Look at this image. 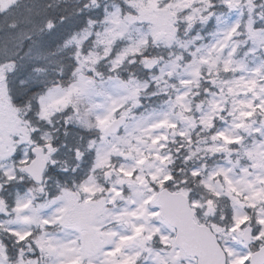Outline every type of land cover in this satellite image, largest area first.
I'll list each match as a JSON object with an SVG mask.
<instances>
[{"label":"snow or ice","instance_id":"1","mask_svg":"<svg viewBox=\"0 0 264 264\" xmlns=\"http://www.w3.org/2000/svg\"><path fill=\"white\" fill-rule=\"evenodd\" d=\"M72 15L77 30L92 29L77 42L88 61L83 75H76L81 68L74 55L52 82L67 89L58 100L48 96L49 86L29 87L25 76L10 84L27 88L25 97L35 95L24 116L27 133H8L12 149L0 151V264H264V199L245 203L248 194L234 186L243 206L239 220L235 209L220 214L219 193L202 203L189 199L197 221L213 234L216 254L209 256L192 249L183 224L169 218L165 198L190 177L202 179L197 168L185 177L170 169L173 153L165 149L171 143L180 144L177 153L184 147L185 132L178 141L168 133L181 128V114L200 120L205 106L211 122L196 128L207 132L209 149L216 146L212 155H224L226 148L239 162L237 178L246 173L253 188L264 189V0H78ZM66 22L71 29V21L59 17L60 25ZM67 78L68 84L58 85ZM230 96L242 111L232 110ZM124 113L125 123L143 121L148 140L159 147L146 153L150 167L138 159L131 171L110 156L107 169L124 182L97 179L96 187L89 181L101 171L95 167L97 146L112 139L105 126ZM115 132L123 135V125ZM187 142L196 143L192 136ZM38 157L45 158L43 168ZM65 159L75 164L64 167ZM142 171L147 184L134 191L129 181ZM212 179L233 183L223 171ZM100 200L111 215L94 225L100 236L109 235L97 248L87 242L81 215ZM212 204L215 211L202 219Z\"/></svg>","mask_w":264,"mask_h":264},{"label":"rangeland","instance_id":"2","mask_svg":"<svg viewBox=\"0 0 264 264\" xmlns=\"http://www.w3.org/2000/svg\"><path fill=\"white\" fill-rule=\"evenodd\" d=\"M12 2H14V0H0V5L2 9H7ZM49 24L47 25V28H50ZM91 30V27H89L86 30L70 37V43L68 41V44L77 45L78 41L82 44L84 37L89 35ZM3 41H7V39L0 38V44ZM21 44L22 42L19 41L15 50H12V52L10 49L7 50V55L2 59L0 58V133H2V135H0V151H3L4 154H7L12 149L11 136L8 133L26 134L29 128L27 123L24 121V116L30 111L31 104L30 107L29 104H26L25 110L15 106L16 97H14L13 93L17 88L10 86L11 82H14L16 78L20 76L21 67H23V65H16L11 61L13 55H18L19 46ZM1 55L2 54H0V57L3 56ZM7 57L9 58L6 60ZM30 58H28V56H23V60L26 59L27 61H30ZM95 58V55H92L89 57V60H94ZM77 59L80 63L81 71L77 72L76 75L80 77L83 75V70L88 67V61H86L83 56L79 55V53ZM69 82L70 78L66 82H62L60 84H68ZM81 84H83V81H79L75 86L80 87ZM66 91L67 89L62 86H54L50 88L48 96L54 97L58 100L66 93ZM229 99L232 103L233 111H235L238 107L241 108V111L243 110L242 105L234 96H230ZM43 107L49 112L51 111L47 104H44ZM205 112L207 114H201L200 120H194L191 116L185 118L184 115L181 114L180 118L184 119V123L181 128L168 133L169 138L172 141L179 140L178 133L180 131L186 133V136L183 138L184 147L180 149L178 153L176 150L180 147L179 143H171L169 147L165 149V154H167L168 151L173 153L169 159V167L172 170H181L179 172L181 177L187 176L193 168H197L202 179L197 181L194 177H190V183L181 187L178 192L185 193L189 198L195 199L197 203L205 201L209 194L215 195L216 193H219L222 197V200L220 201V214L223 215L230 212L231 209H235V215L239 220L244 215L243 206L239 203L238 198L233 195V187L235 186V188L241 192L248 194L249 200L245 201V203H251L255 200L264 199V189L253 188L249 184V177L246 173H243L239 178H237L234 170L239 168V162L230 159L226 148L224 149V155H212V152L217 150L216 146L213 144L212 148L209 149L207 144L212 143V141L210 140L207 132H200V130L196 128V124L199 122H203L205 129L208 128L213 113L207 111V106H205ZM122 115L127 116L128 114L124 113ZM142 124L143 121L140 120L125 123L123 127V135H106L104 133L105 137L111 136L112 139H105L102 144L97 146L95 167L101 171L93 174L92 179L89 181L90 183L96 185L97 179H100L101 181L107 180L112 184L124 182L120 180V174L118 171L113 173L107 169L106 166L109 164L110 156L115 160L116 165L124 167L127 171H131L133 163L138 159H144V167H150V165L147 164L146 153L152 148L158 149L159 146L153 145L148 140V137L151 135V131L145 130L142 127ZM107 127L108 126H105V129ZM197 132H200L199 136L196 135ZM188 136H192L196 143H188ZM185 155L189 157L188 160H185ZM121 157L124 159L121 160ZM172 161H174V163H172ZM74 164L75 161L71 159H65L62 161V165L64 167H72ZM205 165L208 169L207 174H205ZM136 166L141 167L139 164ZM84 167H87V165ZM229 168L233 169V171L229 172ZM218 171L226 172L232 179L233 183L222 184L218 180L212 179V173ZM155 174L160 175L158 169ZM129 183L134 186V191H136L135 186H146L147 180H145L143 171L136 181H129ZM253 183H255V181H253ZM96 187H99V185H96ZM172 190L177 191L175 189ZM227 197H232L230 202ZM209 208L210 211L202 219L207 220L208 217L212 215V212L215 211L216 205H209ZM261 214H264V209H261ZM109 215H111L110 212L104 208V200L98 201L96 205L92 208L86 209L81 215V222L84 224L86 231H89L92 234L94 245L97 248L103 243L108 242L109 235L106 233L104 236H100L94 225L97 223H103L105 217ZM117 219L124 220L126 218L117 217ZM217 231H220V229H217Z\"/></svg>","mask_w":264,"mask_h":264},{"label":"trees","instance_id":"3","mask_svg":"<svg viewBox=\"0 0 264 264\" xmlns=\"http://www.w3.org/2000/svg\"><path fill=\"white\" fill-rule=\"evenodd\" d=\"M77 3L78 0H14L7 9H2L0 5V38L7 39L0 44V54L3 55L0 58L7 55V50H15L21 41L18 55H13L11 61L23 65L20 76H25L29 87L33 84L50 88L57 86L52 84L53 80H58L57 74L68 70L74 55L77 58L78 44L69 45L68 41L90 27L76 29L79 21L72 14ZM60 16L71 21V29L67 22L64 25L58 23ZM49 23L55 26V30L47 28ZM23 56L31 57L30 61L23 60ZM68 79L58 81V84ZM25 93L27 88H17L13 93L16 97L15 106L23 110L26 104L30 107L29 97L35 95L25 97ZM20 97H25L23 104L20 103Z\"/></svg>","mask_w":264,"mask_h":264},{"label":"water","instance_id":"4","mask_svg":"<svg viewBox=\"0 0 264 264\" xmlns=\"http://www.w3.org/2000/svg\"><path fill=\"white\" fill-rule=\"evenodd\" d=\"M123 117L115 121L111 127L106 129V134H114L116 127L124 124ZM44 157H38L37 164L43 168L45 164ZM169 202V218L174 223L183 224V234L187 236L188 243L195 251H200L203 255L215 256V240L213 234L209 232L195 219V213L189 205V198L183 192H175L169 190L166 194ZM89 240L88 243L93 244L92 234L86 232ZM247 235V234H245ZM94 245V244H93ZM95 246V245H94Z\"/></svg>","mask_w":264,"mask_h":264}]
</instances>
